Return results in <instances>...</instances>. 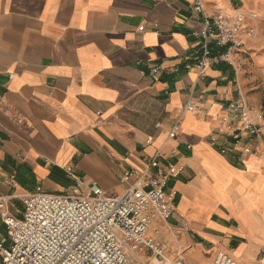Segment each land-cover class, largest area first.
Returning <instances> with one entry per match:
<instances>
[{"label": "crops", "instance_id": "obj_1", "mask_svg": "<svg viewBox=\"0 0 264 264\" xmlns=\"http://www.w3.org/2000/svg\"><path fill=\"white\" fill-rule=\"evenodd\" d=\"M202 2L208 16L247 15L243 47L203 70L195 0H0V196L14 215L39 186L121 197L125 173L155 158L183 168L168 188L175 215L149 231L169 257L264 264V144L230 110L244 100L264 128L251 74L264 67V0Z\"/></svg>", "mask_w": 264, "mask_h": 264}, {"label": "built area", "instance_id": "obj_2", "mask_svg": "<svg viewBox=\"0 0 264 264\" xmlns=\"http://www.w3.org/2000/svg\"><path fill=\"white\" fill-rule=\"evenodd\" d=\"M194 9L204 14L202 0H195ZM246 19L240 10L204 14L197 58L201 70L211 62L229 60L243 47L239 35ZM160 69V65H153L150 71L156 75ZM195 108L192 100L183 106L185 111ZM230 110L242 117L252 138L264 144V128L251 119L245 101L233 102ZM179 129L180 122L175 121L170 136ZM251 151L245 148L246 153ZM182 170L176 163L162 165L152 158L144 171L125 173L123 180L132 183L118 198L105 197L99 187H94L90 196H83L77 188L73 193L54 194L39 186L21 197L24 209L15 210L19 215L8 209L7 197L0 196L1 219L7 227V238L0 240V264H187L182 255L169 257L167 244L149 235L156 219L175 215L176 193L168 188ZM148 257L156 262L147 261ZM215 264L238 263L228 252L219 251Z\"/></svg>", "mask_w": 264, "mask_h": 264}, {"label": "rangeland", "instance_id": "obj_3", "mask_svg": "<svg viewBox=\"0 0 264 264\" xmlns=\"http://www.w3.org/2000/svg\"><path fill=\"white\" fill-rule=\"evenodd\" d=\"M251 74L255 76L254 78H252L254 80V83L252 84L258 88L259 92H261V96L264 97V67L256 68V70ZM21 209H24V207L21 206Z\"/></svg>", "mask_w": 264, "mask_h": 264}, {"label": "trees", "instance_id": "obj_4", "mask_svg": "<svg viewBox=\"0 0 264 264\" xmlns=\"http://www.w3.org/2000/svg\"><path fill=\"white\" fill-rule=\"evenodd\" d=\"M215 51V50H214Z\"/></svg>", "mask_w": 264, "mask_h": 264}]
</instances>
